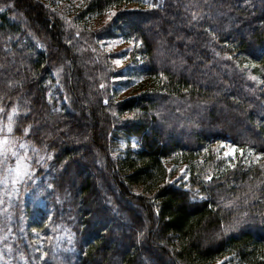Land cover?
<instances>
[{"label":"trees","instance_id":"trees-1","mask_svg":"<svg viewBox=\"0 0 264 264\" xmlns=\"http://www.w3.org/2000/svg\"><path fill=\"white\" fill-rule=\"evenodd\" d=\"M74 1L0 0V126L36 169L0 183V264H264V0Z\"/></svg>","mask_w":264,"mask_h":264},{"label":"rangeland","instance_id":"rangeland-1","mask_svg":"<svg viewBox=\"0 0 264 264\" xmlns=\"http://www.w3.org/2000/svg\"><path fill=\"white\" fill-rule=\"evenodd\" d=\"M48 5L50 3L49 0H46ZM51 9L62 8L66 13H74V11L79 7V3L76 1L69 2H52ZM129 8H135L134 5H129ZM99 18L94 21V25H100L104 23L106 20H110L111 18L107 17ZM123 37L117 39L115 41H110L105 45L107 50L111 51H121L122 49L130 48L132 49L133 44L131 42H124ZM119 67H127V65L132 64L129 62V58L125 57L120 60L115 61ZM127 75L125 77V81H128V85H120L115 92V96L117 98H121L123 96H127L133 91H136L138 87L144 84L145 78L140 76L135 69H128ZM31 146L27 144L23 140H18L17 138L12 136V125L9 123L0 126V179L2 181L3 190L10 187L12 184L13 188L24 186L26 183L33 180L34 175L36 173V169L32 167L31 161ZM236 150L231 147L219 148L218 154L223 157H232L235 156ZM166 166L170 173V181L177 183H186L189 178V173L186 165H178L173 163L172 161H167ZM2 167H5L4 170H1ZM2 206L4 203L1 202ZM66 232L58 233L57 237L61 243L66 244L68 247L71 246V240ZM47 241L46 237L40 238L39 245L42 249L45 247V243ZM47 244V243H46ZM47 246V245H46ZM124 248V246H123ZM122 251V247H121ZM168 264V263H167Z\"/></svg>","mask_w":264,"mask_h":264}]
</instances>
